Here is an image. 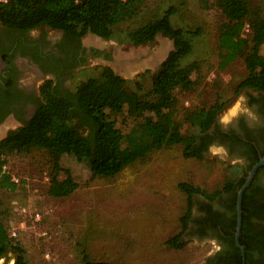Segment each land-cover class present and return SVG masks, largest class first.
<instances>
[{"label": "rangeland", "instance_id": "374dc122", "mask_svg": "<svg viewBox=\"0 0 264 264\" xmlns=\"http://www.w3.org/2000/svg\"><path fill=\"white\" fill-rule=\"evenodd\" d=\"M247 1L252 14L264 15V0ZM170 6L178 9L173 16L175 26L201 31L192 38L193 50L183 60L184 66L197 63L191 73L193 82L176 90L174 106L179 132L191 138L201 129L188 121L190 110L227 101L216 116L220 123L226 124L247 108L246 90L238 89L248 74L244 59L237 58L227 67L219 68V36L229 19L215 0H141L136 15L116 25L111 38L90 33L82 37L84 41L114 49L116 59L107 64L94 60L77 72L71 86L75 89L80 82L99 77L103 67L109 65L128 79L129 89H135V82H141L146 91L150 90L152 75L173 50L172 37L162 33L153 43L134 45L128 40L127 31L160 17ZM46 30L57 36L55 31ZM32 32L36 34L35 30ZM251 34L247 22L242 35L250 38ZM258 56L264 57V42ZM258 60L261 66L262 59ZM130 112L125 104L124 112L114 116L124 145L136 122ZM147 116L157 121L152 112ZM21 124L7 122L0 139ZM183 148L184 143L162 146L113 176H93L86 160L63 153L60 178L69 169L76 186L69 195L61 197L49 193L55 168L50 150L33 147L12 153L7 156L4 170L16 174L20 182L15 189L0 187V218L10 233L16 230L14 242L22 246L30 264H85L86 256L111 264H207L217 248L215 240L186 231L183 234L186 244L182 248L168 243L180 231L187 207L188 195L179 184L187 182L212 193L221 190L229 177L244 173L238 169L239 160L228 157L221 146L212 145L203 158L185 157ZM202 198L203 195L193 198L191 227L200 214ZM15 258L16 253L9 251L0 261L13 264Z\"/></svg>", "mask_w": 264, "mask_h": 264}, {"label": "trees", "instance_id": "16d2710c", "mask_svg": "<svg viewBox=\"0 0 264 264\" xmlns=\"http://www.w3.org/2000/svg\"><path fill=\"white\" fill-rule=\"evenodd\" d=\"M215 1L229 19L219 36V68L223 69L235 59L243 58L248 74L238 84V89L264 90V57L258 56L260 45L264 42V15L259 12L252 14L247 0ZM140 3L141 0H0V24L20 31L63 29L76 37H83L91 31L108 39L113 36L116 25L136 15ZM177 11L176 6H170L160 17L127 31L128 40L134 45L153 43L160 32L175 40V48L162 62L160 70L152 75L150 90L146 91L141 82H135L136 88L129 89L128 79L118 75L110 66L104 67L99 77H90L80 82L71 93L59 92L53 79L45 81L40 87L42 100L32 117L20 127L10 129L0 139V187L15 189L17 186L11 180V173L4 170L7 156L33 147L50 150L53 155L55 168L49 193L57 197L69 195L76 186L69 169H65V177L60 178L63 170L60 157L63 153L86 160L93 176L116 175L151 151L177 143H184L185 157L203 158L206 145L199 143L198 139L204 141L209 135L208 131L217 114L228 102L216 101L208 108L190 110L187 119L200 127V133L185 138L179 132L174 117L176 90L193 82L191 73L197 63L184 66L183 60L193 50L192 38L201 31L199 28L191 30L175 26L173 16ZM247 22L252 29L250 38L242 35ZM258 58L262 59L261 66L257 64L260 63ZM125 104L129 105L130 115L136 122L124 145V136L117 128L114 116L124 112ZM149 112L155 115L157 121L148 118ZM238 167L244 175L229 177L221 190L212 193L187 182L179 184L188 195L187 207L181 218L180 231L168 240L170 245L182 248L186 244L183 234L194 219L195 195L214 199L223 191H233L232 224L222 227L218 218L213 223L215 227L221 226L223 233L218 231L217 235L227 244L216 264H242V255L234 234L237 225L236 200L248 172L241 165ZM248 190L244 192L242 200L240 236V243L247 254L246 264L249 258L247 238L250 237L246 202ZM195 220L200 221L198 218ZM9 251L16 253L14 264H30L22 246L14 242L0 218V260ZM84 261L85 264H111L87 256Z\"/></svg>", "mask_w": 264, "mask_h": 264}, {"label": "flooded vegetation", "instance_id": "af4514ba", "mask_svg": "<svg viewBox=\"0 0 264 264\" xmlns=\"http://www.w3.org/2000/svg\"><path fill=\"white\" fill-rule=\"evenodd\" d=\"M34 30L36 34L32 32ZM51 30L57 36H51L46 28L20 31L0 24V132L9 121L23 124L32 117L42 100L40 87L48 79L54 80L59 92L71 93L75 90L71 86L72 82L81 68L91 65L96 59L103 64L116 59L114 49L84 41L82 37L73 36L63 29ZM41 80L42 83L39 84ZM243 90H246V110L240 111L226 124L215 118L208 131L209 135L204 141L198 139V142L206 145L204 152L212 145L223 147L228 157L239 160V164L247 170L248 177L253 166L264 158V90ZM248 188V264H264V165L258 167L246 189ZM233 198V191H223L214 199L203 196L197 217L200 221L195 222L193 227L190 225L191 221L189 223L187 231L190 234L213 239L217 244L207 264H216L227 247L217 235L218 231L223 233L221 226L215 227L213 223L218 218L222 227L232 224ZM235 232L236 229L234 234ZM245 257L247 260L246 252ZM0 263L9 264L7 260Z\"/></svg>", "mask_w": 264, "mask_h": 264}, {"label": "water", "instance_id": "95a60500", "mask_svg": "<svg viewBox=\"0 0 264 264\" xmlns=\"http://www.w3.org/2000/svg\"><path fill=\"white\" fill-rule=\"evenodd\" d=\"M90 34H94L93 32L89 31ZM159 34H162L161 32L157 34V36ZM96 35V34H94ZM100 38H103L99 35H96ZM156 36V37H157ZM173 40V49L175 48V40L172 38ZM170 53V52H169ZM169 53L167 54V56L169 55ZM166 56V57H167ZM166 57L164 58V60L166 59ZM118 74V73H117ZM119 75V74H118ZM261 165H264V158L261 159L259 162H257L253 168L251 169L250 173H249V176L247 177L245 183L242 185V187L239 189L238 191V195H237V226H236V232H235V236H236V243H237V246L240 248L241 250V253H242V264H245V261H246V257H245V250H244V247L243 245L240 243V240H239V236H240V233H241V226H242V200H243V194H244V191L246 189V187H248V185L250 184L252 178L254 177L257 169L259 166Z\"/></svg>", "mask_w": 264, "mask_h": 264}, {"label": "built area", "instance_id": "2783aa9c", "mask_svg": "<svg viewBox=\"0 0 264 264\" xmlns=\"http://www.w3.org/2000/svg\"><path fill=\"white\" fill-rule=\"evenodd\" d=\"M5 171H6V170H5ZM11 180H12L13 182H15V183H19V182H20V178H19L16 174H11ZM36 216L39 218V217H40V214L37 213ZM10 235H11L12 237H16V236H17V232H16V230H13V231L10 233Z\"/></svg>", "mask_w": 264, "mask_h": 264}]
</instances>
